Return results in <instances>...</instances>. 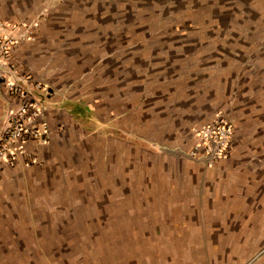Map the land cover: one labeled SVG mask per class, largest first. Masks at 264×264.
Masks as SVG:
<instances>
[{"label": "crops", "instance_id": "0c3cea01", "mask_svg": "<svg viewBox=\"0 0 264 264\" xmlns=\"http://www.w3.org/2000/svg\"><path fill=\"white\" fill-rule=\"evenodd\" d=\"M0 21L35 26L11 62L52 91H35L49 142L24 144L2 168V199H44L87 154L97 165L105 152L110 165V154L125 164L133 152L138 178L152 181L153 167L159 186L217 216L202 241L221 252L215 263L264 264V0H0ZM19 103L0 83V131ZM219 111L234 125L223 161L205 168L167 153L191 147ZM127 168L118 174L129 182Z\"/></svg>", "mask_w": 264, "mask_h": 264}, {"label": "rangeland", "instance_id": "374dc122", "mask_svg": "<svg viewBox=\"0 0 264 264\" xmlns=\"http://www.w3.org/2000/svg\"><path fill=\"white\" fill-rule=\"evenodd\" d=\"M103 155L96 165L87 154L77 176L56 174L44 199L0 197V264H217L221 252L202 241L218 218L201 199L159 186L153 167L145 168L152 181L138 178L140 154L125 164L110 154V165Z\"/></svg>", "mask_w": 264, "mask_h": 264}, {"label": "built area", "instance_id": "2783aa9c", "mask_svg": "<svg viewBox=\"0 0 264 264\" xmlns=\"http://www.w3.org/2000/svg\"><path fill=\"white\" fill-rule=\"evenodd\" d=\"M34 27L25 22L10 24L0 21V83L20 100L19 105L8 113L6 125L0 131V171L3 167L15 165L17 156L23 153L24 144L44 145L49 142L48 125L43 121L44 107L35 91H40L46 99L50 98L52 91L30 77L19 76L10 58L17 44L32 39ZM233 132L232 121L219 111L209 124L193 129L195 142L191 147L177 150L174 155L212 168L227 157ZM29 162L37 161L31 158Z\"/></svg>", "mask_w": 264, "mask_h": 264}]
</instances>
